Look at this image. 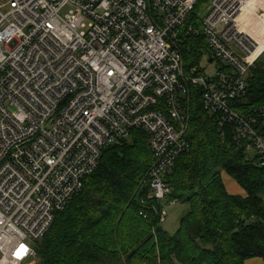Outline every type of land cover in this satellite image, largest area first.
<instances>
[{"label":"built area","instance_id":"built-area-1","mask_svg":"<svg viewBox=\"0 0 264 264\" xmlns=\"http://www.w3.org/2000/svg\"><path fill=\"white\" fill-rule=\"evenodd\" d=\"M198 1L0 0V264H32L102 150L134 129L154 157L145 185L164 201V175L187 147L191 88L264 167L254 119L233 108L264 54V0H208L197 29L186 22ZM183 31L208 47L189 70Z\"/></svg>","mask_w":264,"mask_h":264},{"label":"trees","instance_id":"trees-1","mask_svg":"<svg viewBox=\"0 0 264 264\" xmlns=\"http://www.w3.org/2000/svg\"><path fill=\"white\" fill-rule=\"evenodd\" d=\"M199 0L186 26L200 28ZM186 70L208 55L201 33L181 36ZM262 58V57H261ZM187 147L164 175L170 193L156 200L145 177L154 163L147 134L140 129L101 152L82 190L54 216L36 244L37 264H248L264 262V167L256 151L233 139L203 110L200 90L191 88ZM233 108L264 139V60L247 74L245 94ZM244 196L228 193L222 175ZM174 205L170 206V202ZM181 206L176 230L162 227L161 209ZM167 216V213H166ZM165 216V218H166ZM165 220V219H164Z\"/></svg>","mask_w":264,"mask_h":264},{"label":"rangeland","instance_id":"rangeland-1","mask_svg":"<svg viewBox=\"0 0 264 264\" xmlns=\"http://www.w3.org/2000/svg\"><path fill=\"white\" fill-rule=\"evenodd\" d=\"M67 12V8L64 9L62 11V14L66 13ZM198 29V28H197ZM262 60H264V54L262 56V58H260ZM216 65V62H213V64L211 65H207V70H212L214 68V66ZM189 100H188V103L186 104V108H187V113H188V121H187V128H188V125H189ZM130 138L126 139V141L129 142ZM181 206H175V207H168L166 208V213H167V216L164 220V222L162 223V227L167 230L169 233H173L175 230H176V227H177V222H178V219L180 217V213H181ZM38 261L36 259H33L32 260V264H37Z\"/></svg>","mask_w":264,"mask_h":264},{"label":"crops","instance_id":"crops-1","mask_svg":"<svg viewBox=\"0 0 264 264\" xmlns=\"http://www.w3.org/2000/svg\"><path fill=\"white\" fill-rule=\"evenodd\" d=\"M223 182L225 183V187L228 193L238 196H244L243 190L237 186L235 181L231 179L229 176L223 174L222 175ZM248 264H264V262L260 259H252L248 261Z\"/></svg>","mask_w":264,"mask_h":264},{"label":"water","instance_id":"water-1","mask_svg":"<svg viewBox=\"0 0 264 264\" xmlns=\"http://www.w3.org/2000/svg\"><path fill=\"white\" fill-rule=\"evenodd\" d=\"M205 12H206V11H203V12L200 14V16H199L200 19L203 18V16L205 15Z\"/></svg>","mask_w":264,"mask_h":264},{"label":"bare ground","instance_id":"bare-ground-1","mask_svg":"<svg viewBox=\"0 0 264 264\" xmlns=\"http://www.w3.org/2000/svg\"><path fill=\"white\" fill-rule=\"evenodd\" d=\"M262 26H263V28H264V22H263ZM263 46H264V43H263Z\"/></svg>","mask_w":264,"mask_h":264}]
</instances>
